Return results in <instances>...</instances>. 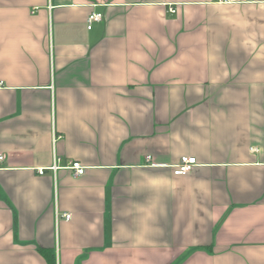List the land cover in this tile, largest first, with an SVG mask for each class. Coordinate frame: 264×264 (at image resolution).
Instances as JSON below:
<instances>
[{
	"label": "crops",
	"instance_id": "obj_1",
	"mask_svg": "<svg viewBox=\"0 0 264 264\" xmlns=\"http://www.w3.org/2000/svg\"><path fill=\"white\" fill-rule=\"evenodd\" d=\"M0 153V264H264V0H0Z\"/></svg>",
	"mask_w": 264,
	"mask_h": 264
},
{
	"label": "built area",
	"instance_id": "obj_2",
	"mask_svg": "<svg viewBox=\"0 0 264 264\" xmlns=\"http://www.w3.org/2000/svg\"><path fill=\"white\" fill-rule=\"evenodd\" d=\"M228 0H221L222 3L227 2ZM171 13H174L173 10H170ZM102 20V16L100 14L92 13L87 18V29L90 30L93 23H98ZM5 161V155L0 153V166ZM146 162H150V164L155 165L151 161V157H146ZM196 165L195 158L193 157H183L180 159V162L178 165H176L175 175H186L188 174L192 168ZM69 170H71L74 174V176H82L85 173V168L82 167L77 162H71L68 167ZM44 173L43 170H39V174L42 175ZM62 217L65 220H70L71 214H63Z\"/></svg>",
	"mask_w": 264,
	"mask_h": 264
},
{
	"label": "trees",
	"instance_id": "obj_3",
	"mask_svg": "<svg viewBox=\"0 0 264 264\" xmlns=\"http://www.w3.org/2000/svg\"><path fill=\"white\" fill-rule=\"evenodd\" d=\"M43 256H44L45 260H46L49 264H53V258H52V256H51L50 253H48V252H47V253H44Z\"/></svg>",
	"mask_w": 264,
	"mask_h": 264
}]
</instances>
